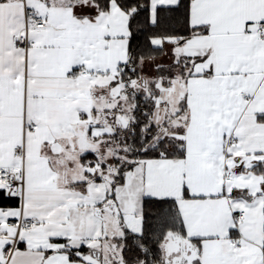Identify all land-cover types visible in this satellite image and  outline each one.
Segmentation results:
<instances>
[{"label": "snow or ice", "instance_id": "snow-or-ice-1", "mask_svg": "<svg viewBox=\"0 0 264 264\" xmlns=\"http://www.w3.org/2000/svg\"><path fill=\"white\" fill-rule=\"evenodd\" d=\"M0 264H264V0H0Z\"/></svg>", "mask_w": 264, "mask_h": 264}]
</instances>
